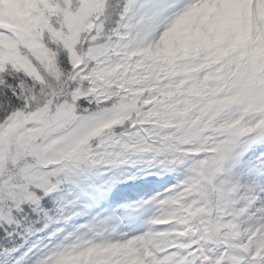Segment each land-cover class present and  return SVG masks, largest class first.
Segmentation results:
<instances>
[{
	"label": "snow or ice",
	"instance_id": "1",
	"mask_svg": "<svg viewBox=\"0 0 264 264\" xmlns=\"http://www.w3.org/2000/svg\"><path fill=\"white\" fill-rule=\"evenodd\" d=\"M0 264H264V0H0Z\"/></svg>",
	"mask_w": 264,
	"mask_h": 264
}]
</instances>
